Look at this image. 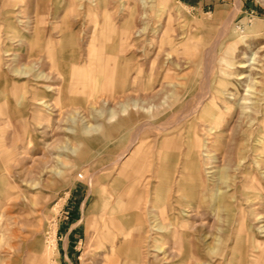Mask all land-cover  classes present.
Instances as JSON below:
<instances>
[{
	"label": "rangeland",
	"instance_id": "obj_1",
	"mask_svg": "<svg viewBox=\"0 0 264 264\" xmlns=\"http://www.w3.org/2000/svg\"><path fill=\"white\" fill-rule=\"evenodd\" d=\"M249 133L264 0H0V264H264Z\"/></svg>",
	"mask_w": 264,
	"mask_h": 264
},
{
	"label": "bare ground",
	"instance_id": "obj_2",
	"mask_svg": "<svg viewBox=\"0 0 264 264\" xmlns=\"http://www.w3.org/2000/svg\"><path fill=\"white\" fill-rule=\"evenodd\" d=\"M250 64V63H249ZM241 67H244V66H241ZM40 78V77H39ZM239 80H242V79H246V76H245V74L243 75V74H240V77L238 78ZM246 90V89H245ZM249 91V90H248ZM252 91V90H251ZM251 91H249V92H251ZM249 92L247 93V94H249ZM245 93H246V91H245ZM244 93V94H245ZM241 103V102H240ZM204 107V106H203ZM253 107V106H252ZM252 107H249V106H247L246 105V103L244 104V105H241V107H240V110H241V117H246V119H248V120H250L249 121V124L251 125L252 124V121H253V119H250L251 117H250V113H252V110L255 108H252ZM205 110V109H204ZM204 110H203V112H204ZM207 111V110H206ZM254 111V110H253ZM216 112V111H215ZM207 113H208V111H207ZM213 113H214V111H213ZM211 114V113H210ZM252 115V114H251ZM215 116V115H214ZM201 117H205V116H201ZM210 119V118H209ZM208 120V119H207ZM261 121H263V120H259L258 122H257V124H258V126L260 125V123H261ZM211 122V121H210ZM209 122V123H210ZM221 123L223 124V121L221 120V119H219L218 117H216L215 119H214V123L212 124V126H211V129L212 130H214V134L215 133H217V135H218V137L220 138V140H222L221 142H223V139L226 137V132L224 131V129L221 127ZM208 124V123H207ZM211 124V123H210ZM210 128V127H209ZM257 128V127H256ZM213 132V131H212ZM232 132H233V130L230 132V134L228 135L229 136V139H231V134H232ZM250 135L248 136L249 138V140H251V139H256L255 140V143L256 144H254V145H249L248 147H247V149L248 150H254V151H256V152H259V154H264V134L262 135H259V134H257V137H255V135H253V133H249ZM228 138V137H227ZM218 140V139H217ZM229 142L228 143H224L225 145H226V147L227 148H229L230 147V140H228ZM221 145V144H220ZM224 148H225V146H224ZM230 149V148H229ZM225 151H226V149H225ZM241 151H242V149H241ZM230 160V159H229ZM244 160V159H243ZM241 162V161H240ZM242 164V163H241ZM255 164L256 165H258V166H261L262 164H264V160H261V161H259V160H256V162H255ZM261 169H262V167H261ZM160 229V228H159Z\"/></svg>",
	"mask_w": 264,
	"mask_h": 264
},
{
	"label": "crops",
	"instance_id": "obj_3",
	"mask_svg": "<svg viewBox=\"0 0 264 264\" xmlns=\"http://www.w3.org/2000/svg\"><path fill=\"white\" fill-rule=\"evenodd\" d=\"M103 30L101 31L102 32V34L100 35V41H102V42H106L108 39H111V33L110 32H108V34H106L107 32V30L105 29V27H103L102 28ZM106 32V33H105Z\"/></svg>",
	"mask_w": 264,
	"mask_h": 264
}]
</instances>
